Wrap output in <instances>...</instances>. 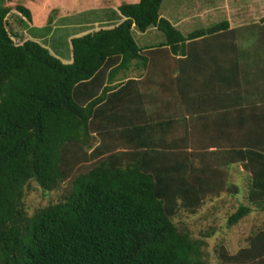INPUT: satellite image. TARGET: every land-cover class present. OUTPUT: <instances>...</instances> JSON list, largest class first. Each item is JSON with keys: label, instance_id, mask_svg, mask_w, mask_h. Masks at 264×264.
<instances>
[{"label": "trees", "instance_id": "16d2710c", "mask_svg": "<svg viewBox=\"0 0 264 264\" xmlns=\"http://www.w3.org/2000/svg\"><path fill=\"white\" fill-rule=\"evenodd\" d=\"M10 1L0 0V264H208L210 233L196 238L180 218L207 200L237 195L230 171L239 163L248 175L246 202L233 203L225 228L264 213V138L224 153L188 151L149 136L135 119L144 98L134 87L147 93L143 85H165L164 60L187 41L235 33L225 17L184 36L172 14L160 12L162 0L120 2L125 19L71 37V62L64 64L42 42H14L7 14L13 9L28 22L32 15ZM257 24L264 26V15ZM135 27L147 46L135 41ZM136 68H143L138 77ZM248 118L261 126L262 118ZM68 180L57 202L28 213L24 189L31 181L50 193ZM259 222L235 252L218 247L221 264H264Z\"/></svg>", "mask_w": 264, "mask_h": 264}, {"label": "crops", "instance_id": "0c3cea01", "mask_svg": "<svg viewBox=\"0 0 264 264\" xmlns=\"http://www.w3.org/2000/svg\"><path fill=\"white\" fill-rule=\"evenodd\" d=\"M190 5L175 6L174 0L169 4L170 21L184 36L217 24L222 16L236 32L200 37L187 41L183 52H169L162 68L165 85L160 87L161 80L154 79L148 89L143 85L148 94L141 84L140 88L134 87V96L144 98L135 108L136 122L149 127V136L187 147L188 151L207 147V152L224 153L234 145L244 147L241 141L264 138V26L253 25L264 15V1L220 0L209 6ZM116 6L105 3L97 8L103 22H114L106 28L125 19L119 16ZM34 23L32 15L27 24ZM81 23L73 24V29L79 33L89 31V24ZM141 34L146 33H139L141 46H147ZM33 39L41 42L38 37ZM52 54L64 64L71 62L72 53L65 57ZM142 72L143 68H136L135 76ZM252 114L262 118L257 119L261 126L248 118ZM230 172L232 181L239 182L243 175L248 186V175L240 163L234 164Z\"/></svg>", "mask_w": 264, "mask_h": 264}, {"label": "rangeland", "instance_id": "374dc122", "mask_svg": "<svg viewBox=\"0 0 264 264\" xmlns=\"http://www.w3.org/2000/svg\"><path fill=\"white\" fill-rule=\"evenodd\" d=\"M124 1L134 2L135 0H11L9 5L21 3L27 7L32 13L35 23L30 30L31 27L27 24V19L12 9L6 16L7 28L13 34V40L16 43L23 42L25 38L33 39L32 37H37L35 34H39L38 38L49 51L65 57L71 53L69 41L71 37L82 36L91 33L92 30L106 28L114 23L113 21L112 23L103 22L100 11L97 10L99 6L105 3L115 6ZM168 1L162 0L160 3V12L164 15L166 11L164 16H167L169 12ZM180 13L183 14V9L180 10ZM48 18L53 20L51 25L47 22ZM77 22L81 25V22L88 23L89 31L75 33L72 26ZM139 33L136 27L133 28V36L138 45L140 44ZM239 179L240 181L236 180V182L241 189L237 195L231 198L207 200V203L200 207L195 214H182L180 218V221L192 232L194 237L198 238L199 232L210 233L209 238L205 239L208 264H221L216 257L218 247H223L228 253L235 252L244 244V238L249 234L250 229L260 224V219H264V213L250 214L240 223L225 228V220L227 214L233 209V203L246 202L247 182L243 175ZM69 182L70 180L65 181L59 189L45 193L36 186L35 182L31 181L24 189V202L28 213L38 206L57 202L58 198L67 191Z\"/></svg>", "mask_w": 264, "mask_h": 264}]
</instances>
